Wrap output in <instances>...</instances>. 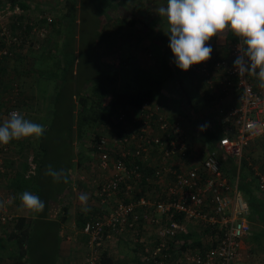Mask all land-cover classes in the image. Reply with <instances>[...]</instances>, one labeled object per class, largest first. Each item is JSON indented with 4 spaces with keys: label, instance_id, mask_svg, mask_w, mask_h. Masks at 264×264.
<instances>
[{
    "label": "built area",
    "instance_id": "1",
    "mask_svg": "<svg viewBox=\"0 0 264 264\" xmlns=\"http://www.w3.org/2000/svg\"><path fill=\"white\" fill-rule=\"evenodd\" d=\"M159 1L166 6L167 0ZM21 12L17 6L7 15ZM48 31L45 24L31 21H24L15 32L0 26L4 44L0 59L11 56L15 46L28 45L29 36L41 39ZM237 44V38L212 44L211 58L189 69L201 79L202 89L219 100L212 124L222 133L204 157L189 159L194 118L184 110L170 117L156 100H145L137 108L120 137L98 139L93 166L100 178L95 179V194L99 204L109 209L82 227L83 264H100L104 246L120 235L140 245L142 264H234L241 259L242 239L252 233L251 210L239 187L243 170L253 175L255 192L264 196V154L256 162L250 156L254 145L264 146V88L254 76L238 74L233 65ZM223 48L224 56L219 55ZM228 97L235 102L225 107L223 100ZM13 110L17 109L8 114ZM126 114L120 108L113 118L125 124ZM251 121L261 125L258 135L249 132ZM190 223L212 231L209 237L200 234L202 248L186 250L177 242ZM146 228H153V241L140 233Z\"/></svg>",
    "mask_w": 264,
    "mask_h": 264
},
{
    "label": "crops",
    "instance_id": "2",
    "mask_svg": "<svg viewBox=\"0 0 264 264\" xmlns=\"http://www.w3.org/2000/svg\"><path fill=\"white\" fill-rule=\"evenodd\" d=\"M26 1V5L28 6L26 8H21L22 12L19 15H7V12L12 10V8H9L8 2L2 1L0 5V26L4 25L10 27L12 22H16L17 17L19 20H21L22 18V20H24L25 22H34V25H43V23L45 22L44 19H46L44 18V15L46 17L48 10H50L49 6L44 5V7L41 8L43 2H41V0H37L39 6V8H37V6H35L34 4V1ZM63 2L66 3V0H63ZM45 4L47 3L45 2ZM161 5H163V3H161L159 0H106V3H104L103 6L100 5L99 7L92 3L91 8L97 14V18L101 21L102 27L100 29L102 38L99 41V49H101L99 53V62L107 67H113L115 69L118 67V72L119 70L124 69L125 76L136 74L137 78L143 81V84L139 88L150 87L155 91L154 100H157V92H159V90L163 92V80L167 76H170L172 81L177 80V92H180V89L185 88V78L181 77V75H178L181 73L179 72V70H177L178 68L175 67L174 57L172 53H165L164 50H159L160 37H167V35L165 34V32L167 31L166 20L159 17L156 13L157 8ZM17 6L18 5H15L14 8H16ZM73 14L74 12L72 10L70 12H66L65 18L67 17L66 23H68V26L70 24L69 22L71 21V18H69V16H73ZM40 15L42 16L41 18ZM20 16L21 18H19ZM27 16H29V19L27 18ZM59 20L60 18H55V21ZM60 22L61 24L63 23L62 20L59 21V23ZM77 22L78 21L75 20L76 24ZM28 28L29 26H27V30ZM60 35H63V42L61 43V46L66 42L65 37L67 35H72L70 44L73 48V52L77 53V49L73 47V40L75 39L74 31L70 32L69 28H64L63 32H61ZM75 35L77 36V32H75ZM29 37L30 39L35 38V36ZM225 37L226 33L223 35H219L218 37H213L211 39V44H222L223 42H226ZM27 39L28 38L25 36L26 42ZM53 39H56L55 36L53 37ZM57 40H59V42L62 41L61 37H59V39ZM28 42L29 46L24 47L22 45H19L13 47L14 54H16L18 58L31 57L29 58L30 61L27 67L21 66L22 64L19 65L17 63L18 61L15 60H13L14 65H12V62L11 64L10 62H6L5 78L9 79V76L7 75L11 72L15 74L13 70L14 68H12L11 65L13 67L15 66L16 68H18V70L15 69V71L20 72L19 77L21 79L18 80L16 84H13L11 88V90L13 91L12 94L16 95L15 98L17 100L13 99V101H11L13 103L10 104L14 105L16 101V104L14 105L15 109L20 110L27 119L42 124L45 123V118L43 116H46L48 112V100L50 98V90H55L56 86L53 89L50 88L51 84L49 83L53 76H49V73H44L46 74V76L42 77L37 74L38 71L36 73L35 71L31 70L32 64L34 63L32 61L42 55L50 57L51 54L62 52V50L58 48V46H54L57 45L56 41H54L55 44L53 45V47H48L46 50L38 52L37 50L39 46H37L36 48V44H31L30 40H28ZM100 42L101 44L103 43L102 47H100ZM27 47H34V49L31 50V52H24L23 49ZM36 52H38V54H35ZM69 53L70 52H68L67 54ZM49 64L50 62L48 60H45L42 62V67ZM71 65L72 66L68 71H72L74 73V71H76V60L73 61ZM60 68L61 69L52 67L51 71L53 72V70H57L56 76H54V81L57 80V83H59L60 81V77L58 76V74L60 72H63V70H65L67 66L61 65ZM148 74L151 76H148ZM187 75L191 78V81L188 79V84L186 85V87L189 88V85H192L194 88L196 87L198 89V82L193 79V75L189 72L187 73ZM22 76L24 78L25 76H28L33 80L35 79L41 82L39 89L42 88L41 95H43L45 99V103L42 104L44 107V111L35 110L34 112H30L28 110V106L31 104V100L33 97L31 96V92L25 86L26 82L23 81ZM42 83H46V85L42 86ZM2 96L3 93L2 91H0V98H2ZM72 98H74V96H72L71 99ZM174 99L180 100L179 96L174 97ZM181 99L182 103L191 100L186 94H184ZM234 102V97H228L223 100V103H225V107L230 106ZM123 109L127 112L126 122L129 125V122L131 123L133 121V117L136 113L135 111L137 110V107H123ZM173 114L175 115L176 113L173 112ZM7 116V114H5L4 116L0 115V123H2L3 120L7 118ZM45 127L47 126L45 125ZM108 131H110L109 133H113L114 127L108 128ZM112 139L114 138L112 137ZM33 140L34 139L31 138L29 141L27 139H21L18 141L14 140L6 146L0 145V167L3 168V172L0 173V200L6 201L10 196L17 197V199L11 205L6 204L4 208L0 209V216H4L6 219L3 221L0 220V242L2 243H6L7 241L15 242L14 238H9L11 232H13L14 230L12 226L13 218H16L18 216L31 218L29 212L20 207L18 197L22 187H29L28 182L30 178H32V176L36 173V168L38 167L37 161H40L38 149L41 148V146L33 142ZM72 143L74 144V141H72ZM196 149L197 148L194 147V149L191 150L189 154V159L194 162L197 161V159L201 158H197L195 154L197 151L200 152V148H198L199 150ZM25 153H27V155ZM32 153H36V160L34 165H31L29 162L32 161L30 158V155ZM222 159L224 161H228L227 158L223 156ZM67 166V172L70 173V175H73L74 178V158H71V161L69 164H67ZM96 173V177H89V182H91L93 186L91 185L92 201L87 202L88 206L90 207V211L87 213L98 212L97 214H99L107 212L109 209V205L101 206L99 204L98 198L96 197L95 179L100 176L97 171ZM73 186L74 183L72 185H70L69 183L67 185V188L64 187L62 189L61 193L58 194V197H56V199L53 198L51 200H48V204L46 201L44 210L38 214L42 215L44 218H48L49 220L59 223L58 230H55L57 236H55L53 256L54 258H56V261L53 259V264H83V254L86 248V238L85 235L82 233L81 226L78 225L77 220L79 215L82 213L84 214V212L81 209L76 210L74 208V202L78 201L76 198H74V196L78 197V195L74 194ZM250 222L252 227V233L247 237H253L254 241H258L259 244L260 239H264V236L261 235L262 237L259 238L257 237V234L261 230H264L263 225L256 219H253ZM140 233L145 236L147 241H153V228H146ZM245 238H243L241 242L243 256L238 261L244 260L245 253L247 254V251L250 248L248 245L245 244ZM126 240L127 243L125 246L124 242ZM0 251H3L1 245ZM139 252L140 251L137 249V244H134V242L131 241L130 237L126 235H120L119 237H116L115 239L109 241L104 246L103 250V254H106L111 259L109 262L110 264H142L143 261L142 257L139 256ZM44 257L45 254L41 256L43 263L46 262L43 259ZM29 262V257L27 258V256L25 255L23 258H20V260H18L16 263L14 262L13 264H29Z\"/></svg>",
    "mask_w": 264,
    "mask_h": 264
},
{
    "label": "rangeland",
    "instance_id": "3",
    "mask_svg": "<svg viewBox=\"0 0 264 264\" xmlns=\"http://www.w3.org/2000/svg\"><path fill=\"white\" fill-rule=\"evenodd\" d=\"M32 1H34L35 6L39 8L37 0ZM74 1L76 4V10L73 16H69V18H71V21L69 22L70 24L68 26V23H66L67 17L65 18L66 12L68 11V5L64 3L63 0H41V2H43L41 8H43L44 5L49 6L50 8V10H48L46 14V17L44 15V18L46 19H44L45 22L43 23L47 26L49 31L44 38L31 39V44H38V52L46 50L48 47H53V45L55 44L54 41H56L57 43V45L54 46H58V48H60L61 43L63 42V35L60 34L61 32H63L64 28H69L70 32L74 31L75 39L73 40V47L77 49V53L74 54L73 52V57L75 56L76 60V71H74L76 72V74L74 75L72 71H63L58 74V76L60 77L59 83H57V80L54 81V76L50 80V88L53 89L56 86V89L50 90L48 112L46 116H43L45 118V123L42 124L46 125L48 127V130L40 140H33V142L37 143L38 145L40 144L41 146V148H39L41 150L38 151L40 161H37L38 167L36 168V173L32 176V178H30L28 182L29 187L24 186L19 192L22 193L25 190L30 191L33 194L41 197V199L45 202L53 198L56 199V197H58V194L61 193L62 189L64 187L67 188V185L69 183L70 185L74 183V194H77L79 196L81 193H87V195L89 194L88 202L92 201L91 185L93 186V184L89 182V177H96L97 173L95 170V166H93L95 160L93 150L89 149L88 145L89 135H91V132L96 130L102 132L106 130L104 127L99 128L100 126H91V129L88 132V136L84 135L81 141H77L78 138H76V129H74V120L76 119V116L74 114L79 112V103L77 102L74 94L78 93L80 87L84 90H87L88 86H84L85 84L95 79V77L99 76L101 72L103 74L106 73V69L99 62V53L101 50L99 49V41L102 38V35L100 33V29L102 28L101 21L97 18L98 16L94 12V10L91 9L92 3L99 7L100 5L103 6L104 3H106V0H73V2ZM1 2L2 0H0V5ZM45 2L47 4H45ZM56 17L60 18L59 21L62 20L63 23L61 24V22L59 23V21H55ZM27 18L29 19V16H27ZM75 20L78 21L77 24L75 23ZM13 23L15 22H12L10 27L8 26L11 30H13ZM15 24L17 26V29L15 31H18L20 29V22H16ZM75 32H77L78 37L75 35ZM54 36L56 39H53ZM59 37H61V42L57 40L59 39ZM65 39V41L69 43L72 39V35H67ZM102 44L100 45V47H102ZM22 46L25 47L29 45L24 44ZM33 49L34 47H27L23 50L24 52H31V50ZM38 52H36L35 54H38ZM63 53L66 55L67 59L71 58L69 56L71 55V52L67 54L66 50H64ZM29 58L31 57L18 58L15 54L14 58H10L5 62H10V64L12 62V65H14L13 60H15L18 61L17 63L19 65L22 64L21 66L27 67L30 61ZM37 58L32 61L34 62L33 66L36 67H38L40 64ZM12 65L11 67L14 68L13 70L15 74L11 72L7 75L9 76V79L4 78L3 81V96L2 98H0V115L3 116L6 114L5 106L13 103L11 102L13 101V99L17 100L15 98L16 95L12 94L13 91L11 90V88L13 84H16V82L21 79L19 77L20 72L15 71V69L18 70V68H16L15 66L13 67ZM110 68L113 70L115 69L113 67ZM116 69L118 70V67ZM124 72V69L119 70V75L121 76V78L118 81V88L121 91H127L130 90V88L138 89L139 87H141L143 81L137 78L136 74L125 76ZM185 73L186 72L181 71V77L185 78L184 87L186 89L183 88L180 89V92H177V80L172 81L170 76H167L163 80V92H157L156 99L157 101L161 102V104L163 105V110L167 114L174 115L173 112H175L176 114L174 116L177 117L180 116L181 112L184 110L194 119L199 121L200 118H202L205 114H209L212 108L211 106H207L205 104V100H203L204 97H202L203 89L199 85L198 89L196 87L194 88L192 85H189V88L186 87V85L188 84V79L191 81V78ZM148 76L151 75L148 74ZM22 78L23 81L26 82L25 86L31 92V96L33 97L31 100V104L28 106V110L30 112H34L35 110L44 111V107L42 104L45 103V99L43 95H41L42 88L39 89L41 82L35 79L33 80L28 76H25V78L22 76ZM45 85L46 83H42V86ZM184 94L188 95L191 100L182 103L181 98ZM72 96H74V98L71 99ZM176 96H179L180 99L179 109L178 105L176 103H173L174 101H178L174 99V97ZM192 101L194 103L193 106H191L190 104ZM179 113L180 115H178ZM104 133H107V130ZM189 137L191 138V136ZM27 140L29 141L30 138ZM72 141H74V144L72 143ZM78 146L80 148H78ZM200 146V144H196L195 148L198 149L200 148ZM251 151L252 152L250 153V156L252 157L253 161L256 162L264 154V146L256 144L253 146ZM25 154L27 155V153ZM195 154L197 158H202L206 155V153L202 152L201 150L200 152L197 151ZM30 158L32 160L29 161L30 164L34 165L36 160V153H32L30 155ZM71 158H74V178L73 175H70V173H68L67 183H54L51 177L44 174L46 166L49 164H51L55 169L63 168L67 171V164L70 163ZM74 198L78 200L74 202V208L76 210H80V207L82 206L79 203V199L76 196H74ZM29 214L31 217L28 218L31 221V225L29 226V228L31 231H33L29 241V248L26 253L30 260L29 264H53L52 261L56 259L53 256L55 236H57L55 230H58L59 223L56 222L57 225L55 226V222L46 221L48 222L47 225L43 221V219L38 216V214H32L30 212ZM46 219L49 220L48 218ZM244 242L250 248L247 251V254L245 253L244 260L238 261L234 264H264V239H260V242L258 244V241H254L253 237H246L244 239ZM126 243L127 240L124 242L125 246ZM0 245L3 249L2 253L11 254L17 249L16 242L12 241H7L6 243L0 242ZM43 254H45V257L43 258L46 261L45 263H43L41 259V256Z\"/></svg>",
    "mask_w": 264,
    "mask_h": 264
},
{
    "label": "trees",
    "instance_id": "4",
    "mask_svg": "<svg viewBox=\"0 0 264 264\" xmlns=\"http://www.w3.org/2000/svg\"><path fill=\"white\" fill-rule=\"evenodd\" d=\"M2 1L8 2L9 8H14L15 5H18L20 8H26L28 6L26 5L27 3L26 0H2ZM66 3L68 5L67 6L68 12H70L71 10L75 12L76 10L75 1L73 2L72 0L71 1L67 0ZM19 18H21V16ZM16 22L17 23L20 22L19 25L21 28L24 20H22V18L21 20H19L17 17ZM15 23L12 24V28H13L12 31L14 32L17 29V26ZM28 29H30V27ZM235 38L236 37H234L230 32H226V37H225L226 42L234 41ZM159 43H160L159 50L161 51L164 50L165 53L171 52L170 48L168 47V40L166 36H161ZM3 45L4 44L2 40H0V49L3 47ZM225 47L226 46H224V48ZM224 48L219 50V55H222V56L225 55L226 51L224 50ZM60 49H62V52L51 54L50 57L45 56V55L38 57L37 59L40 62L39 66L36 67V66H33L32 64L31 70L35 71L36 73L38 71L37 74L42 77L46 76V74L44 73H47V74L49 73L48 74L49 76H56L57 70L56 71L53 70V72H51L52 67L61 69L60 68L61 65H64V66H67V68L63 70L64 72L70 70V67L72 66L71 64L73 63V61H75V56L73 57V48L70 42L69 43L65 42L64 44H62ZM64 50H66L67 53L71 52V55H69L71 57L70 59L66 58V55L63 53ZM74 51H75V48H74ZM14 56L15 54L13 53L9 57H3L0 59V91H2L3 89L1 88L4 87L3 81L5 78V71H6L5 61L9 60L10 58H14ZM44 59L48 60L50 64L42 67V62L45 61ZM103 66L106 69L105 71L106 73L103 74L101 72L99 76L95 77V79L85 84L84 86H88L87 90H84L80 87V89L78 90V93L74 94V96L77 99V102L79 103V112L78 113L74 112L75 113L74 115L76 116L75 117L76 119L74 120V129H76V138H78L77 141H81L84 135L88 136L89 134L88 132L90 131L91 126H96V127L100 126L99 128L104 127L107 130V133H104L106 130L104 132L96 130V131L91 132V135H89L88 145H89V149L93 150L94 155H95V152H94L95 146L100 137L106 136L107 138L109 137L110 139L115 135L116 137L117 136L120 137L122 131L124 130V126L128 124L126 121H125V124L120 123V122H117V123L115 122L116 120H114L113 116L116 114L118 109L120 108L123 109V107H133V108L137 107L138 108L141 106V104L145 100L151 101V100H154L155 98V91L150 87H146V88L142 87L138 89H130L127 91H121L118 88V81L120 80V76H119V72L117 71V69L113 70L110 67H107L105 65ZM177 70H179L180 73L182 71L179 68ZM183 72H186L185 74H187L188 72L191 73L193 75V79L196 82H199L198 85L201 88L203 87L201 83V79L199 80L196 74L190 72L189 70L183 71ZM75 74L76 72H74V75ZM178 75H181V74H178ZM203 97L205 100V104L207 106H211L212 110L209 114L207 115L205 114L202 118H200L201 120L199 121H197L196 119L193 120V123H194L193 128H194L195 134L194 135L192 134L191 138L188 137V140H189V144L192 145L193 148L195 147L196 144H200L201 145L200 150L204 153H208L214 150L217 144L218 137L222 133V128L218 125L214 126V124H212V116H214L213 111L216 105H218L219 100L213 94L207 93L204 89H203ZM179 102L180 100H178L177 102L176 101L173 102L178 105V109L180 107ZM159 103L161 104V102ZM14 104H16V101ZM190 104L191 106H193L194 104L193 101ZM12 108H14L13 104H9L5 106V113L8 115V111ZM178 115H180V113ZM181 115H182V112H181ZM202 126H205L203 127V130H201ZM112 127H114V131L113 133H109L110 131H108V128H112ZM46 129L48 130V127H46ZM115 145L116 144H114L113 146ZM78 148L80 147L78 146ZM39 150L41 149H38V151ZM113 155L119 156V154H117L116 152H114ZM114 156L113 158L115 159L116 157ZM147 170L149 171L150 167H148ZM239 187H240V190L244 198L247 200L250 210H251V214L249 217L250 221L253 219H256L264 226V197L261 195H258L255 192V183H254L253 175L243 170V172L241 173V177H240ZM95 192H96V189H95ZM44 203L46 205V202ZM47 204H48V200H47ZM97 213L91 212L87 214L82 213L79 215L77 223L78 225L81 226V230L86 221L100 219L102 217L101 213L99 214ZM38 216L41 219H43V221L47 225H48V222L46 221L55 222L52 220L51 221L47 220L42 215H38ZM12 222H13L12 224H13L14 230L13 232H11L9 238L10 239L14 238L17 249L11 254L2 253V251H0V264H13L14 262L16 263L18 260H20V258H23L26 255L28 248H29V241H30L31 234L33 232L29 228V226L31 225L30 224L31 221L24 216H18L16 218H13ZM56 225L57 223L55 222V226ZM211 233H212L211 230H208V228H203V226L200 224L190 223L188 225V232L178 237L177 242H180L181 247L186 250L188 248L190 249H198V247L202 248L203 244L201 242L200 234L205 237H209ZM261 235L264 236V230H261L257 234V237L260 238L262 237ZM85 238H86V235H85ZM137 249L140 251L139 244L137 245ZM110 260L111 259L106 254H103L100 264H110L109 263Z\"/></svg>",
    "mask_w": 264,
    "mask_h": 264
},
{
    "label": "clouds",
    "instance_id": "5",
    "mask_svg": "<svg viewBox=\"0 0 264 264\" xmlns=\"http://www.w3.org/2000/svg\"><path fill=\"white\" fill-rule=\"evenodd\" d=\"M156 13L166 20L168 47L174 64L182 71L211 58V39L230 32L238 39V55L233 61L238 74L252 75L264 88V0H167ZM202 126L201 130H203ZM261 125L256 121L248 124L253 135L259 134ZM47 131L45 125L27 119L20 110L11 111L0 123V145H8L21 139L40 140ZM44 174L54 183H67L68 172L46 166ZM17 199L10 196L0 200V209ZM20 207L32 214L45 208L44 201L30 191L19 194ZM81 210L90 211L87 193L78 196Z\"/></svg>",
    "mask_w": 264,
    "mask_h": 264
}]
</instances>
